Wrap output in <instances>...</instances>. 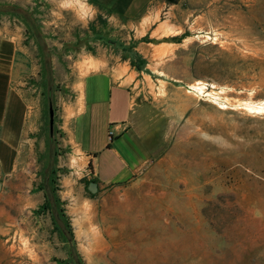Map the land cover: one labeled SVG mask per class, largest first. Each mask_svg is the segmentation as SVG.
<instances>
[{
  "label": "rangeland",
  "instance_id": "374dc122",
  "mask_svg": "<svg viewBox=\"0 0 264 264\" xmlns=\"http://www.w3.org/2000/svg\"><path fill=\"white\" fill-rule=\"evenodd\" d=\"M34 1L0 0V40L17 35L33 66L12 88L42 120L17 174L0 177V264H264V113L240 108L264 104V0H159V33L81 0L59 14ZM37 15L54 41L32 37ZM54 44L70 65L86 52L129 75L131 124L153 151L132 183L91 194L55 118L48 139L49 103L66 93L63 72L45 68L57 59L41 55ZM197 81L227 108L188 88Z\"/></svg>",
  "mask_w": 264,
  "mask_h": 264
},
{
  "label": "crops",
  "instance_id": "0c3cea01",
  "mask_svg": "<svg viewBox=\"0 0 264 264\" xmlns=\"http://www.w3.org/2000/svg\"><path fill=\"white\" fill-rule=\"evenodd\" d=\"M81 1L86 2L94 14L106 13L115 22L144 23L158 33L170 25L167 20H160L164 2L159 0ZM64 3L65 0H35L31 5L34 6L32 9L40 11L48 4L54 14H59ZM38 18L39 15L28 23L32 27V37L35 36L39 43L54 41L42 31L40 25L43 22ZM54 19L52 22H56ZM53 47L43 50L41 55L57 59L45 62L47 73L56 69L63 72L61 82L66 93L56 102L53 123L55 118L54 135L60 136L58 145L66 155L78 160L75 166L69 165L70 168L80 174L88 166L86 175L99 188L132 183L151 163L153 151L131 124L135 108L133 93L127 83L129 75L122 76L121 67L104 68L101 56L86 52L70 65L72 53H64L61 44ZM58 59L68 62L57 63ZM88 60L96 68L82 74ZM30 68L33 69L32 60L26 50L18 46L17 35L0 40V177L3 179L17 174L24 157L22 139L36 134L41 126V117L27 115L23 95L12 88L17 75L29 73ZM52 134L53 129L48 130V139ZM35 140L31 139L32 145Z\"/></svg>",
  "mask_w": 264,
  "mask_h": 264
},
{
  "label": "bare ground",
  "instance_id": "6f19581e",
  "mask_svg": "<svg viewBox=\"0 0 264 264\" xmlns=\"http://www.w3.org/2000/svg\"><path fill=\"white\" fill-rule=\"evenodd\" d=\"M189 89L195 91L196 93L205 94V96L212 98L214 102H216L220 108L225 109L227 108L226 105H223L222 102H217L216 100H220L218 93L213 91V86L211 85V89L207 88V85L203 82L197 81L195 84L188 86ZM220 92V90H219ZM240 108L245 109L246 111L252 113H264V104L262 103H244L243 106Z\"/></svg>",
  "mask_w": 264,
  "mask_h": 264
},
{
  "label": "water",
  "instance_id": "95a60500",
  "mask_svg": "<svg viewBox=\"0 0 264 264\" xmlns=\"http://www.w3.org/2000/svg\"><path fill=\"white\" fill-rule=\"evenodd\" d=\"M173 1L174 0H172L171 2ZM48 116H49V120H48L49 130L51 132L53 129V109H52L51 103H49V106H48ZM87 189L91 194H94L97 191L98 187L96 183L90 182L87 186Z\"/></svg>",
  "mask_w": 264,
  "mask_h": 264
},
{
  "label": "trees",
  "instance_id": "16d2710c",
  "mask_svg": "<svg viewBox=\"0 0 264 264\" xmlns=\"http://www.w3.org/2000/svg\"><path fill=\"white\" fill-rule=\"evenodd\" d=\"M169 2H171V1H169ZM90 182H93V181H90ZM90 182H89V183H90Z\"/></svg>",
  "mask_w": 264,
  "mask_h": 264
},
{
  "label": "flooded vegetation",
  "instance_id": "af4514ba",
  "mask_svg": "<svg viewBox=\"0 0 264 264\" xmlns=\"http://www.w3.org/2000/svg\"><path fill=\"white\" fill-rule=\"evenodd\" d=\"M168 1H172V0H168Z\"/></svg>",
  "mask_w": 264,
  "mask_h": 264
}]
</instances>
